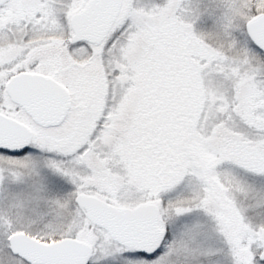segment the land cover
I'll list each match as a JSON object with an SVG mask.
<instances>
[{
	"label": "snow or ice",
	"instance_id": "6c2138e0",
	"mask_svg": "<svg viewBox=\"0 0 264 264\" xmlns=\"http://www.w3.org/2000/svg\"><path fill=\"white\" fill-rule=\"evenodd\" d=\"M0 264H264V0H0Z\"/></svg>",
	"mask_w": 264,
	"mask_h": 264
}]
</instances>
